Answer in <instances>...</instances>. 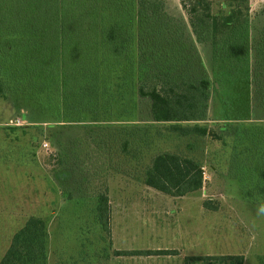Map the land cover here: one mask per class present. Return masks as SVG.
I'll use <instances>...</instances> for the list:
<instances>
[{"label":"rangeland","instance_id":"obj_1","mask_svg":"<svg viewBox=\"0 0 264 264\" xmlns=\"http://www.w3.org/2000/svg\"><path fill=\"white\" fill-rule=\"evenodd\" d=\"M158 2L185 44L184 61L173 62V72L211 82L206 120L179 126H202L212 137L154 122L150 101L128 87L118 93L112 85L103 98L100 78L94 92L67 50L58 88L48 87L50 81L46 89L7 85L0 96V260L13 235L36 218L46 226V264H261L264 0H211L213 13L226 21L233 10L248 19L225 77L214 71L211 43L193 36L181 0ZM226 37L218 38L220 45ZM162 152L200 162L203 187L172 197L144 185V170ZM105 189L109 235L96 220ZM141 250L169 253H115Z\"/></svg>","mask_w":264,"mask_h":264},{"label":"trees","instance_id":"obj_2","mask_svg":"<svg viewBox=\"0 0 264 264\" xmlns=\"http://www.w3.org/2000/svg\"><path fill=\"white\" fill-rule=\"evenodd\" d=\"M220 1L235 5L247 2ZM163 5L158 0H0V96L5 95L7 85L16 90L46 89L48 84L58 88V76L63 75L69 50L72 64L81 67L77 71L94 82V92L98 90L95 81L100 78L103 98L112 85L118 93L121 87H128L133 95L150 101L154 122L173 124L182 135L212 137L205 127L179 126L206 120L211 82L207 77L188 74L180 78L173 72V62H183L186 49L182 35L172 30L174 19ZM180 5L196 41L211 43L215 73L227 76L226 61L237 48L239 33L247 27L248 19L233 10L226 21L223 15L213 13L211 0H181ZM222 35L227 40L220 45L217 40ZM143 183L166 195L183 197L203 187V167L179 154L158 153L144 170ZM96 220L109 235L106 189L96 202ZM45 229L40 219L26 220L11 238L0 264H46ZM115 253L150 256L169 252Z\"/></svg>","mask_w":264,"mask_h":264},{"label":"clouds","instance_id":"obj_3","mask_svg":"<svg viewBox=\"0 0 264 264\" xmlns=\"http://www.w3.org/2000/svg\"><path fill=\"white\" fill-rule=\"evenodd\" d=\"M262 211H264V209H262Z\"/></svg>","mask_w":264,"mask_h":264}]
</instances>
